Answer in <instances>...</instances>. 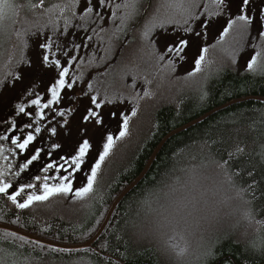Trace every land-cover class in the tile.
I'll return each instance as SVG.
<instances>
[{
	"label": "trees",
	"instance_id": "1",
	"mask_svg": "<svg viewBox=\"0 0 264 264\" xmlns=\"http://www.w3.org/2000/svg\"><path fill=\"white\" fill-rule=\"evenodd\" d=\"M125 2L105 0L100 6L98 0L91 5L87 0H43L37 7L40 0H8L12 8L0 17V135L21 134L9 128L13 120L18 129L31 120L41 131L26 152L5 151L0 173H7L4 179L13 186L8 194L36 185L17 197L21 202L42 194L44 183H67L59 179L63 176H70L73 191L26 209L0 193V223L59 244L89 242L163 139L214 113L164 144L144 179L118 204L93 249L65 252L0 231V264H264V71L247 70L257 52L264 60V0H251L252 23L234 25L226 36L240 0H226L228 7L214 13L213 0H135L128 9ZM88 6L93 13L81 19ZM43 35L51 38V55L61 52L86 64H75V83L60 93L55 107L66 116L45 110L48 119L37 125L38 110L30 101L36 94L42 102L49 99L48 89L59 79L30 64L44 55ZM233 35L243 37L240 47L215 61L213 51ZM181 39L189 41L183 59L165 52ZM200 56L204 59L196 72ZM25 73L45 78L30 89L31 82H21ZM109 74L117 76L103 79ZM93 97L105 105L96 108ZM87 100L90 110L103 117L102 124L85 120ZM20 103L32 117L16 114ZM80 114L73 126L80 138L60 142L61 133L51 135V126L66 128ZM125 117L128 132L120 138ZM109 135L114 145L93 191L76 197ZM84 140L90 147L76 170L71 161ZM56 143L59 148L53 147ZM0 147L14 148L10 141H0ZM33 149H42L40 159L21 171ZM49 164L56 167L45 172Z\"/></svg>",
	"mask_w": 264,
	"mask_h": 264
},
{
	"label": "snow or ice",
	"instance_id": "2",
	"mask_svg": "<svg viewBox=\"0 0 264 264\" xmlns=\"http://www.w3.org/2000/svg\"><path fill=\"white\" fill-rule=\"evenodd\" d=\"M78 2V0H77ZM88 4L91 5V0H87ZM251 0H240L239 4V14L235 16L234 19H231L228 24L227 28L224 30L223 35H227L228 31L232 29L234 25H240L242 27L247 28L252 23V18L250 14L248 13V7ZM43 0H40V4L36 5L37 7L42 6ZM98 4L100 6H103L105 4V0H98ZM217 8H226L228 7L226 0H216ZM117 7H120L118 5ZM124 8H134L135 7V0H126V2L123 5ZM8 8L11 9L12 5L8 3V0H0V17H3L5 15L4 9ZM94 9L91 6L86 7V10L84 11L83 16L81 19H84L87 17L90 13H93ZM216 15H219L220 13H215ZM127 15V13H126ZM196 35H200L199 32L196 33ZM261 37H264V32L260 33ZM189 45V41L187 39H181L176 44L167 46L165 49V52L168 54H172L175 56H179L181 59H183V55H181L184 52V49L187 48ZM42 47L51 50V44L42 45ZM206 52L207 49H204ZM261 53L257 52L255 56L251 58V60L247 64V70L249 72H258V71H264V60L260 59ZM160 59H164V55L160 56ZM204 57L200 56V58L196 61V72H199L201 70V63L203 61ZM42 62L46 65L54 66L55 68L59 69V79L56 80V82L48 89L50 92V98L42 102V97H40L38 94L35 95V98H33L30 101V104L35 106V109L38 111H35L34 115L35 117H38L36 120V124L38 125L40 121L47 120V113L45 110H49L52 112H55L56 115H59L60 117H65L66 112L65 111H58L56 109V105L60 103L61 96L60 93L67 88H71L75 81L67 82L66 77L68 76V68L63 67L60 64L59 60H51L50 57L45 54L43 55ZM171 63V61H169ZM191 75H195V72L191 73ZM89 88H91V85H89ZM29 95H33L32 93H29ZM145 96H148L149 93L145 92ZM92 102L95 104L96 108H100L101 104L97 101L95 97H93ZM70 111V110H69ZM16 114H23L24 116L32 117L33 113L29 112L27 110V106L23 103L16 105ZM136 115V110L132 111V116ZM85 120H94L97 124L103 123V117L100 115L99 112H96L94 110H89L87 113V116L85 117ZM51 122V121H49ZM66 123V121H65ZM9 128L13 130V132L20 131V135H12L9 136L7 134L0 135V141H10V144L14 146V148H8L4 149L3 147H0V157L5 156V151L12 153V155H16V149L19 150V152L23 153L26 152L29 149V146L33 144V142L36 140V136L40 133L41 129L39 126L34 127L31 120L23 125V129H18L16 122L13 120L9 124ZM24 129H30V131L25 132ZM51 135H56V128L52 127L50 129ZM128 132V118L125 117L123 121V131L119 133L120 138H123L127 135ZM114 145V138L112 135H109L107 137V143L104 146V152L99 157V162L95 164V167L91 170V175L88 177L86 186L80 188L78 191L75 192V196L78 198H83L87 196L89 193L93 191V184L97 177V172L101 167V164L103 163L105 157L109 154V151ZM54 148H59V144L53 145ZM90 145L87 140H84L82 145L79 147V154L75 156L71 164L75 166L76 170H79L81 164L83 163L84 157L87 154V151L89 149ZM42 149H33V152L30 154V158H26V162L23 164L21 171L23 169H27L29 165H31L34 161H37L40 159ZM243 149H237V152H242ZM231 155V154H230ZM6 158V157H5ZM228 162L225 161L224 164H227ZM56 165L49 164L48 167L44 169L45 172H48L49 169L55 168ZM67 171V170H66ZM18 174V173H17ZM7 175V173H0V193L8 195V198L12 201L13 204L16 205L19 209H26L30 207L34 202H43L46 201L50 196L57 195V194H68L73 191L72 184L70 182V176H63L59 179L62 181H68L67 183H60L56 186H50L47 183H44L43 185V193L42 194H32L28 195L26 199H24L22 202L17 200V197L21 195V193L25 192L27 189H35L36 185L34 184H28L25 186L20 187L18 191H15L14 194H8V190L12 188V184L7 182L4 177ZM71 175V174H70ZM47 179V177L45 178ZM12 235H16L15 233H12ZM24 239V238H21ZM38 243V242H36ZM63 251V250H61Z\"/></svg>",
	"mask_w": 264,
	"mask_h": 264
},
{
	"label": "rangeland",
	"instance_id": "3",
	"mask_svg": "<svg viewBox=\"0 0 264 264\" xmlns=\"http://www.w3.org/2000/svg\"><path fill=\"white\" fill-rule=\"evenodd\" d=\"M195 3H198L199 0H194ZM220 8H217L216 5V0H213V13L218 11ZM239 25V24H238ZM240 26V25H239ZM44 38H46L47 40H45L44 42H42V45H46V44H51V38H49L46 35H43ZM243 41V37L241 35H233L224 45L218 47L216 50L213 51V59L215 61H219V60H223L227 55L232 54L238 47H240L241 43ZM52 49V47H51ZM44 55L47 54L51 60H59L60 64L63 67H67L68 68V76L65 78L67 82H72L75 79V73L73 72L74 66L75 64L78 65H84L86 64V62H84L83 60L79 59L76 56H71V55H62L61 52L59 53H55V55H51L50 52L51 50H48L46 48H42ZM43 60V56H41L40 59H36V60H32L30 62V64H36V65H41V67L45 68L46 71L48 72V74L50 75L49 78L50 79H54L56 77H59V69L55 68L54 66H50V65H46L42 62ZM19 76L20 74H18L16 76V84L18 83L19 80ZM116 74H109L105 77H103V79H105L106 81H109L111 79H115L116 78ZM43 78H45L43 75L41 74H36V73H29V74H21V82L23 84H25L26 82L30 83V89H32L34 87V85L36 84V82H39L40 80H42ZM102 79V80H103ZM38 85V84H37ZM38 87V86H37ZM67 88V87H65ZM70 91V90H69ZM71 93H69L67 91L66 96H69ZM88 103V100H87ZM101 104H104V102H100ZM91 104L88 103L87 107H86V112H88L90 110ZM86 112L83 111L81 112V114H84L83 116L86 115ZM48 115L50 114V112L47 113ZM79 115V117L74 121V122H70L66 128L63 127L62 123H56L57 125H53L52 127L56 128V131L58 133H61L58 137L60 138V142L66 141V140H74V139H78L81 137V135H79L78 133H76L75 129L73 128V126L75 124H78L81 119H82V115ZM47 115V116H48ZM60 128L64 131H60ZM52 139H50L51 141ZM58 144V143H56Z\"/></svg>",
	"mask_w": 264,
	"mask_h": 264
},
{
	"label": "water",
	"instance_id": "4",
	"mask_svg": "<svg viewBox=\"0 0 264 264\" xmlns=\"http://www.w3.org/2000/svg\"><path fill=\"white\" fill-rule=\"evenodd\" d=\"M214 113L211 112L205 116H203L201 119L195 120L192 123L175 130L174 132H172L171 134H169L168 136H166L163 141L161 142V144L158 146V148L156 149V151L153 153L149 163L147 164V166L145 167L143 173L136 179V181H134L133 184H131L117 199L116 201L113 203L102 227L100 228V230L98 231V233L94 236V238L92 240H90L89 242L82 244V245H63V244H59L44 238H40L37 237L35 235H32L28 232H25L23 230H20L18 228H14L11 227L9 225H4V224H0V231H5L8 233H15L17 236L22 237L24 239H27L31 242H38V244L44 245L46 247H50L53 249H57V250H63L66 252H74V251H81V250H86V249H92L94 248V246L96 245L98 239L100 238L101 234L104 232L105 228L107 227L116 207L118 206V204L144 179V177L146 176V174L148 173L151 165L153 164V162L155 161L156 157L158 156L159 152L161 151L162 147L164 146V144L172 137L186 131L187 129L193 127L195 124H198L199 122H201L202 120L208 118L209 116H211Z\"/></svg>",
	"mask_w": 264,
	"mask_h": 264
},
{
	"label": "bare ground",
	"instance_id": "5",
	"mask_svg": "<svg viewBox=\"0 0 264 264\" xmlns=\"http://www.w3.org/2000/svg\"><path fill=\"white\" fill-rule=\"evenodd\" d=\"M148 163H149V162H148ZM121 194H122V193H121ZM121 194H120V195H121ZM120 195H119V196H120ZM114 202H115V201H114ZM112 205H113V204H112ZM111 207H112V206H111ZM116 208H117V207H116ZM110 209H111V208H110ZM115 210H116V209H115ZM109 211H110V210H109ZM114 212H115V211H114ZM108 213H109V212H108ZM107 215H108V214H107ZM106 217H107V216H106ZM110 220H111V219H110ZM109 222H110V221H109ZM0 224H2V223H0ZM108 224H109V223H108ZM4 225H6V224H4ZM102 225H103V224H102ZM9 226H10V225H9ZM11 227H13V226H11ZM101 227H102V226H101ZM101 227H100V228H101ZM14 228H15V227H14ZM105 229H106V228H105ZM20 230H21V229H20ZM99 230H100V229H99ZM23 231H24V230H23ZM25 232H26V231H25ZM28 233H29V232H28ZM97 233H98V232H97ZM11 234H12V233H11ZM30 234H31V233H30ZM32 235H33V234H32ZM93 238H94V237H93ZM98 240H99V239H98ZM84 244H85V243H84ZM63 245H64V244H63ZM81 245H82V244H81ZM92 249H93V248H92ZM86 250H87V249H86ZM81 251H82V250H81ZM65 252H66V251H65ZM74 252H75V251H74Z\"/></svg>",
	"mask_w": 264,
	"mask_h": 264
}]
</instances>
